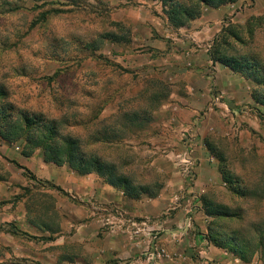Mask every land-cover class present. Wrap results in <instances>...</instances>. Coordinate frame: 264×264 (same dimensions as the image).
<instances>
[{"label":"rangeland","instance_id":"rangeland-1","mask_svg":"<svg viewBox=\"0 0 264 264\" xmlns=\"http://www.w3.org/2000/svg\"><path fill=\"white\" fill-rule=\"evenodd\" d=\"M234 5L225 14L218 11L220 8L203 6L198 18L175 27L157 0H0V83L5 84L10 101L19 108L56 119L63 134L81 140L85 152L114 163L136 184L149 186V193L128 197L133 205L161 200L177 206L183 201L181 195H186L183 184L197 190L204 184V177L198 180L199 174L215 170L214 185L219 187L210 197L234 208L241 219L229 223L228 228L253 241L249 249H256L264 237V107L248 100L254 86L247 90V97L240 95L232 107H224L225 96L216 90L215 83L219 68L231 79L235 75L237 81L247 83L245 90L251 85L214 55L218 47L220 54H247L264 65V0H239ZM251 28L253 39L249 40L247 30ZM237 37L244 39L243 44ZM178 73L190 74L194 80L204 75L212 88L210 102L201 106L193 126L181 132L192 144L187 145L189 149L180 146L185 161L174 154L176 146L171 141L176 132L166 125L175 115L183 122L179 109L190 99L181 76L176 78ZM220 87L227 89V77L221 79ZM183 140L179 135V141ZM22 147L20 141H0V208L16 204L24 190L35 194L44 186L48 191L44 204L49 207L46 219L52 230L45 234L44 245H50L63 232L67 236L81 230L88 235L90 222L103 213L88 201L38 181L28 169L33 167L28 161L44 162L42 151L37 149L25 157ZM191 149L194 153L188 154ZM221 168L247 191L244 198L235 199L229 192L219 173ZM21 179L27 180V188L20 185ZM172 184L179 185L177 191ZM195 192L190 196L197 195ZM58 202L64 209L63 217L55 210ZM190 204L197 208L195 198H190ZM170 208L138 218L130 211L135 208H129L132 215L114 206L111 225L115 231L141 229L151 235L175 229L180 234L177 242H184L191 250L201 244L202 248L220 249L194 218L189 225L169 230L165 223L175 212ZM64 222L63 231L59 227ZM15 231L12 226L0 225V264H42L18 261L2 246ZM31 240L36 244L33 251H40L42 241ZM84 246L82 255L87 251ZM257 249L254 258L264 264V247ZM65 250L76 256L72 247ZM54 251L55 247L48 248V252ZM164 251L161 248L152 254L145 248L133 257L114 258L113 264L207 261L193 251L188 258Z\"/></svg>","mask_w":264,"mask_h":264},{"label":"crops","instance_id":"crops-1","mask_svg":"<svg viewBox=\"0 0 264 264\" xmlns=\"http://www.w3.org/2000/svg\"><path fill=\"white\" fill-rule=\"evenodd\" d=\"M259 3L261 2L259 1ZM231 5L232 6H223L218 11L222 14H225L227 12V8H232L235 6L234 4ZM229 75V73L226 74L223 71V68H219V71L216 73L217 79L215 81L216 90L222 94V96H225L224 107L226 109L228 107H232V104H234V99L240 95L244 94L247 97L250 87L253 88L254 86L256 88L254 83L249 82L248 85L251 86L246 87L248 89L245 90L244 86L247 85V83L237 81V77L233 74V79H231ZM178 76H181L180 79L184 81V88L187 92L186 94L190 95V99L185 100V108L179 109L178 115L183 117V122L177 118V115H175L172 119L166 122V125L172 131L176 132V134L173 136L174 139L171 141L172 145L176 146L174 154L177 157L183 158V161H185V153H182L183 148H186L187 145L191 147L192 144H190L191 142L186 139L187 136L182 135L181 132L185 131L186 127L189 128L190 126H193L194 117L197 115L201 106L210 102L209 100L211 99L210 96L212 93V88L208 78L204 75L198 76L195 80L192 79L190 74L178 73L176 78ZM225 77H227L228 80L227 89L220 87L221 79H225ZM252 93L253 92L251 91L250 98L248 100L253 99L251 97ZM176 108L172 110L176 111ZM200 126L198 125L197 127L198 131L200 130ZM178 133L179 135L184 136L185 140L182 142L179 141ZM187 148L189 149V147ZM187 153H194V151L191 149ZM200 154V156L203 155L202 153ZM28 162L34 167H30L28 169L30 172L34 173L38 181H41L47 185H52L56 189L61 190L63 193L71 195L73 198L76 197L81 201H88L91 203L92 208L100 210L103 215L90 222L88 227V235H86L85 231L81 230L74 231L71 235L67 236L63 232V235H59L50 245H44V236L51 230L50 223L46 219L47 217L45 212L49 207L47 204H44V194H48V191L46 189L44 190V186L41 187L40 190H36L35 194L30 191L31 189H27L28 192L24 190L23 196L16 204L0 208V225L2 224L12 226L17 231H19L18 234H12L8 236V238H5L4 240L7 241L2 243V246L10 249L12 257H14V259H18V261L23 260L26 263L35 261L42 264H113L114 258L123 260L126 256L133 257L138 255V253L145 248L150 252L152 251V254L155 251L164 248L165 251L169 250V255L170 253L172 254V252H174V256H179L182 258H188V256L191 255L193 251L194 254L199 255V258H207V261L204 260L201 262V264H261L260 262L257 263L256 259L254 258L257 253H255L253 258L248 262H243L236 258L235 255L221 249H209L208 247L202 248L201 244L199 247L191 250L185 247L186 245L183 244L184 242H177L180 240L178 237L180 234L174 229L175 226L183 227L189 225L191 218H194V220L197 221L200 228H202V232H204L203 230L206 231L208 229L211 218L204 213L202 199L204 196H210V192L214 188L219 187L214 185L215 175L217 173L215 170H207L206 173L201 172L199 174L198 180L202 181V178L200 177H204V184H200V187H196L197 190L194 189L196 192L194 190L192 191L191 187L187 189V186L183 184L181 187L184 188L183 192H186V195H181L183 201L177 206H172V204L164 203L161 200L138 202L136 205H133L132 201L124 197L122 192L119 193L116 188L106 183L102 178L94 173L82 176L70 170L68 166L58 167L42 161L40 163L37 161L36 163L35 159H30ZM35 164H39V167L36 166L35 168ZM172 170L177 171V169ZM12 182L10 181V184ZM19 182L20 185L25 189L28 184L27 180L21 179ZM172 185L174 186L173 190L177 191L179 185L178 187L174 184ZM224 185L227 186L225 183ZM192 192H195L197 195L191 197L190 194ZM16 193L17 191L15 189V194ZM232 195L235 199L238 198L235 197L234 194ZM166 198L169 197L166 196ZM190 198L196 199V209L191 207ZM57 204L55 210L63 217L64 209L63 207L60 209L61 206L59 202ZM114 206H119L124 213H129L132 215L134 213L138 218L157 215L158 213H162L164 209H167V207L170 206V209L174 208L175 212L172 213L171 217L168 218V222L165 224H167L169 230H174H171V232L162 233L161 235H151L149 233L142 232L141 229L131 233H129L127 230L115 231L111 225V210ZM130 207L135 208L134 210H130L133 213H130ZM190 212L192 215L191 217L189 215ZM93 213H98V211H93ZM79 218L80 216H78V219ZM107 222H109L108 227ZM158 223L159 222H156V224ZM64 224L65 222L61 224L59 227L60 230H66ZM24 234L36 238L35 240L42 241L39 244L40 251H33V248L36 246V244H34L31 238L25 236ZM164 242H166L167 245ZM82 245H85L84 248L87 250L85 255L81 254ZM50 246H52V248L55 247L57 251L48 252V248H50ZM67 247H72L74 250L73 253L76 256H71L66 253L65 248ZM218 257L219 259H217ZM0 259H2L0 260V262H2L3 258L1 257ZM189 262V264H197L192 263L191 259H189ZM177 263L186 264L182 259H179L177 262L176 260L175 262H168V264Z\"/></svg>","mask_w":264,"mask_h":264},{"label":"trees","instance_id":"trees-1","mask_svg":"<svg viewBox=\"0 0 264 264\" xmlns=\"http://www.w3.org/2000/svg\"><path fill=\"white\" fill-rule=\"evenodd\" d=\"M160 1L169 20L175 27H184L192 20L198 18L203 6L219 9L239 0H157ZM249 40L253 39V28L247 30ZM236 40L243 44L244 39ZM223 40L225 37L222 38ZM225 44L226 41H224ZM219 46V45H218ZM214 58L234 73L240 74L245 80L256 85L252 98L264 107V65L257 59L247 54H220L218 47L215 49ZM217 56V57H215ZM47 80V79H45ZM9 91L4 83H0V141L8 144L23 143L22 155L31 156L35 150H41L44 162L58 167L68 168L78 175L96 174L106 183L121 191L127 198H138L149 193L147 185L136 184L128 175L121 173L114 163L95 154L83 150L81 140L70 134H63L60 124L56 119H49L41 113H32L19 108L10 101ZM219 173L229 191L238 198H244L247 191L235 182L227 169H219ZM156 197V194H153ZM204 213L211 218L207 229L209 240L220 249L240 256L241 261L248 262L256 253L257 248L264 247V237H260L257 248L249 249L253 243L250 239L244 240L236 229L228 228L229 223L240 220L234 208L220 205L210 196L203 197ZM19 231L13 232V235ZM25 236L36 239L34 237ZM264 255V252H261ZM248 256V259H245Z\"/></svg>","mask_w":264,"mask_h":264}]
</instances>
